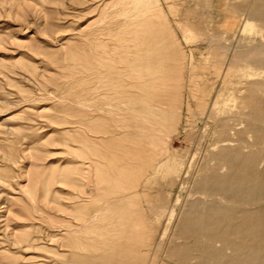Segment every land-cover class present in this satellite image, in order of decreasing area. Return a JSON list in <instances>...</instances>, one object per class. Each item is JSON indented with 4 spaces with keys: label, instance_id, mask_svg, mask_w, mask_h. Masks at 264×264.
Instances as JSON below:
<instances>
[{
    "label": "rangeland",
    "instance_id": "374dc122",
    "mask_svg": "<svg viewBox=\"0 0 264 264\" xmlns=\"http://www.w3.org/2000/svg\"><path fill=\"white\" fill-rule=\"evenodd\" d=\"M250 1L0 0V264H169L200 171L244 127Z\"/></svg>",
    "mask_w": 264,
    "mask_h": 264
},
{
    "label": "bare ground",
    "instance_id": "6f19581e",
    "mask_svg": "<svg viewBox=\"0 0 264 264\" xmlns=\"http://www.w3.org/2000/svg\"><path fill=\"white\" fill-rule=\"evenodd\" d=\"M233 8L245 16V31L256 28L262 39L252 46L238 43L231 50L230 67L235 75L244 77L239 85L234 84L242 87L241 92L236 88L241 105L236 120L244 127L234 133V140H221L236 145L211 153L210 164L200 171L195 194L203 198L188 201L181 209L170 245L162 255L169 264H264V80L260 78L264 76V0ZM153 98L143 96L140 101L148 104ZM142 114L154 120L145 106ZM163 120L168 117L164 115ZM227 129L222 125L220 136Z\"/></svg>",
    "mask_w": 264,
    "mask_h": 264
}]
</instances>
